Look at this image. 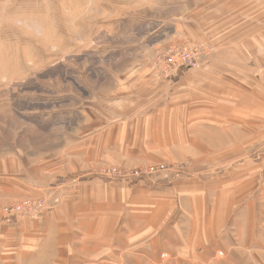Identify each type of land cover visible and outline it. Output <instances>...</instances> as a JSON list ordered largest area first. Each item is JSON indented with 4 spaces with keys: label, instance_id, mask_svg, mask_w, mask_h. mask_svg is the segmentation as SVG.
Listing matches in <instances>:
<instances>
[{
    "label": "crops",
    "instance_id": "0c3cea01",
    "mask_svg": "<svg viewBox=\"0 0 264 264\" xmlns=\"http://www.w3.org/2000/svg\"><path fill=\"white\" fill-rule=\"evenodd\" d=\"M173 17L174 38L210 46L198 71L170 85L148 70L49 154L0 162V264H263L262 235L246 229L262 172L246 149L264 140V0H174ZM155 162L189 178L158 191L87 176ZM54 193L42 220H2L6 205Z\"/></svg>",
    "mask_w": 264,
    "mask_h": 264
},
{
    "label": "rangeland",
    "instance_id": "374dc122",
    "mask_svg": "<svg viewBox=\"0 0 264 264\" xmlns=\"http://www.w3.org/2000/svg\"><path fill=\"white\" fill-rule=\"evenodd\" d=\"M3 2L23 3L38 17L49 19L52 30L48 39L39 41L0 25V162L16 157L28 166L30 160L54 150L69 130L78 132L86 119L84 112L108 109L120 89L138 85L148 70L156 81L174 85L179 77L198 71L203 58L211 55L207 42L173 37L178 21L173 17L174 0ZM185 48L194 57L192 69L181 65ZM174 61L178 64L172 65ZM246 151L252 153V170L262 172L253 189L255 226L248 225L247 216L246 229L262 235L264 264V140L261 147ZM181 169L179 164L155 162L133 168L102 167L87 176L106 184L145 185L160 191L189 178ZM78 175L60 177L51 185L53 191L64 194L83 178ZM248 192L247 203L252 197ZM20 201L2 208L4 222L25 219L11 220ZM6 207L11 211L5 213ZM229 229L237 233V227Z\"/></svg>",
    "mask_w": 264,
    "mask_h": 264
},
{
    "label": "clouds",
    "instance_id": "9594fccd",
    "mask_svg": "<svg viewBox=\"0 0 264 264\" xmlns=\"http://www.w3.org/2000/svg\"><path fill=\"white\" fill-rule=\"evenodd\" d=\"M0 25L34 40L48 39L52 30L49 19L38 17L23 3H0Z\"/></svg>",
    "mask_w": 264,
    "mask_h": 264
},
{
    "label": "built area",
    "instance_id": "2783aa9c",
    "mask_svg": "<svg viewBox=\"0 0 264 264\" xmlns=\"http://www.w3.org/2000/svg\"><path fill=\"white\" fill-rule=\"evenodd\" d=\"M180 61L182 63L181 65L185 66L188 69H192L193 67H195L194 57L192 56L190 49H187V48L183 49L181 56H180ZM171 64L176 65V64H178V61H174ZM58 203H59V200L57 198H54V197L50 198L48 200H45L42 198L28 199V200L22 202L21 204L14 205V206H17L19 209L16 212L12 213L11 220H16L20 216H24L25 214H27V212H23V210L30 211V209H34V210H38V211H43L45 209H51L53 207L55 208V206L58 205ZM9 208L11 211V207H8V208L6 207L4 210L5 213L7 212L6 210H9Z\"/></svg>",
    "mask_w": 264,
    "mask_h": 264
},
{
    "label": "bare ground",
    "instance_id": "6f19581e",
    "mask_svg": "<svg viewBox=\"0 0 264 264\" xmlns=\"http://www.w3.org/2000/svg\"><path fill=\"white\" fill-rule=\"evenodd\" d=\"M53 192H55V191H53ZM53 197L54 198H57L59 200V203L58 204L60 205L61 204V199L57 195H55V193L54 194H48L46 196H43L42 199L48 200V199L53 198ZM26 199L20 201V203H17L15 205L21 204L22 202L26 201ZM54 209H55L54 207L51 208V209H45L43 211H38V210L30 209V211L23 210V212H27V214L24 215L25 219L42 220L45 217L46 214H48L49 212L53 211Z\"/></svg>",
    "mask_w": 264,
    "mask_h": 264
}]
</instances>
